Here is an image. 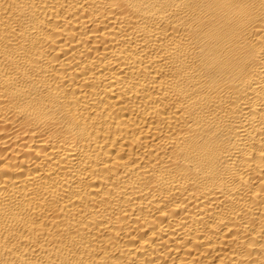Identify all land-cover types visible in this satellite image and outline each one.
<instances>
[{
	"label": "bare ground",
	"instance_id": "6f19581e",
	"mask_svg": "<svg viewBox=\"0 0 264 264\" xmlns=\"http://www.w3.org/2000/svg\"><path fill=\"white\" fill-rule=\"evenodd\" d=\"M0 264H264V0H0Z\"/></svg>",
	"mask_w": 264,
	"mask_h": 264
}]
</instances>
